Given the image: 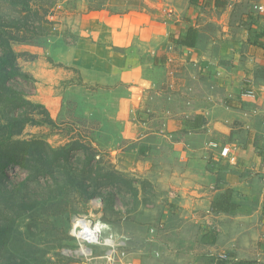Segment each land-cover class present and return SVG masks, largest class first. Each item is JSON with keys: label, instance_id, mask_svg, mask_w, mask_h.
<instances>
[{"label": "rangeland", "instance_id": "374dc122", "mask_svg": "<svg viewBox=\"0 0 264 264\" xmlns=\"http://www.w3.org/2000/svg\"><path fill=\"white\" fill-rule=\"evenodd\" d=\"M37 6L48 9L43 18L48 23L41 25L46 36L37 44L13 45L19 54V65L32 78L14 79L10 85L29 100L43 104L53 123L38 108L32 116L39 123H29L18 138L44 139L55 148L83 141L95 148L97 160L105 167L114 166L126 177H132L139 194L135 196L126 188L110 185L90 199L68 189L64 197L56 200L50 192L53 186L45 182L46 178H40L41 184L37 185L34 178H27L29 170L12 166L7 170L9 177L0 175V225H8L16 215H24L15 222L17 230L11 236L10 248L29 258L31 264H214V256L230 253L223 248L214 254L213 245L205 244L202 237L210 230L221 233L214 223H207L206 216L215 222L224 221V216L210 214L208 204L196 209L192 199L181 200L179 192L160 178H145L143 171L128 170L140 143L122 137L126 122L116 117L122 104L139 125L164 111L191 117L214 106L216 117L233 114L222 104L225 93L217 72L214 74L211 68L195 60L196 55L170 41L171 35L178 37V32H171L170 25L177 20L182 6L175 0H39ZM186 7L188 10L192 6ZM15 10L11 0H0V17H18ZM42 10L40 14H44ZM86 16L97 22L104 17L106 24L111 20L107 35H113L114 49L128 53L136 66H157L150 77L161 82L157 81L155 89L137 90L134 111L128 110L127 102H120L131 94V85L118 83L122 81L107 85L111 79L101 80L103 84L87 81V71L72 66L70 50L66 52L63 39L71 42L78 35L79 44L84 40L96 41V27L86 25ZM183 18L193 26L188 24L193 22L191 18ZM205 28L206 32L210 29L207 25ZM162 46H166V51H162ZM88 48V44L83 45L85 55L90 53ZM97 53L89 54L90 61L101 56ZM31 55L35 59L31 60ZM67 70L72 77L63 75ZM4 114L0 109L1 118ZM128 144V150L117 152ZM210 160L205 167L201 158L192 162L190 169L198 170L202 182L210 173L220 170L216 160ZM94 200H100V206ZM33 203L35 210H25L27 204ZM79 216L103 225L100 242L88 245V255L78 252L81 239L72 234L74 220ZM226 234L220 236V243ZM2 241L0 238V264H7L10 254L5 252ZM19 258L15 261L24 264Z\"/></svg>", "mask_w": 264, "mask_h": 264}, {"label": "crops", "instance_id": "0c3cea01", "mask_svg": "<svg viewBox=\"0 0 264 264\" xmlns=\"http://www.w3.org/2000/svg\"><path fill=\"white\" fill-rule=\"evenodd\" d=\"M175 1L182 11L170 30L178 35L184 33L189 25L183 16L193 20L188 24L199 30L198 42L196 47L185 50L221 77L225 93L222 104L233 113L231 116H214L213 106L191 117L164 111L142 125L132 121L130 110H135V93L139 88L157 87L159 80L150 77L157 66H136L128 53L116 51L113 35H107L111 20L106 24L104 17L97 22L86 16V25L96 27V41L84 40L71 47L70 62L78 70L87 71V81L103 84L101 80L111 79L107 85H131V94L120 101L128 103L130 112L126 113L122 104L116 116L126 122L122 137L140 143L128 170L143 171L145 178H160L179 192L181 200L192 199L196 209L208 204L210 214L224 216L222 222L209 220V215L205 217L208 224L214 223L221 231L218 243L213 245L214 254L225 248L232 254L233 264H264V0H217L219 7L216 0ZM189 5L192 7L186 10ZM206 25L210 28L207 32ZM84 44L89 45L92 55L97 51L101 56L90 61V53L85 55L86 50H82ZM162 48L166 51V46ZM64 73L72 77L69 70ZM248 88L256 91V98L244 95ZM129 147L128 144L117 152ZM225 147L228 154L222 155ZM195 158H201L204 167L208 159H215L220 170L210 173L202 182L198 170L190 169ZM221 197L225 201L220 208ZM224 233V242L220 243Z\"/></svg>", "mask_w": 264, "mask_h": 264}, {"label": "trees", "instance_id": "16d2710c", "mask_svg": "<svg viewBox=\"0 0 264 264\" xmlns=\"http://www.w3.org/2000/svg\"><path fill=\"white\" fill-rule=\"evenodd\" d=\"M37 1L39 0H11L12 8L16 9L18 17H0V109L5 111V116L0 117V175L9 177L7 170L12 166L27 169L30 171L27 178H34L37 185L41 184L40 178H46L45 182L53 186L50 192L54 194L53 198L56 200L64 197L68 189L80 192L85 198L90 199L110 185H119L138 196L139 188L135 185L134 179L126 177L114 166L105 167L97 160L95 148L83 141L75 140L72 144L55 148L44 139L18 138L29 123H39L32 116L38 108L43 109L48 121L53 123L50 112L43 104L29 100L21 90L10 85L14 79L32 78V75L19 65V54L13 47L14 43L37 44L40 43L38 40L41 37L46 36L41 25L46 21L48 23V20L43 19L48 9L43 7L42 10L37 6ZM219 5L221 6L216 0V6ZM41 10L44 14H40ZM198 35L199 30L195 26H187L186 31L180 32L178 37L171 35L170 41L181 48H194L198 42ZM79 38L75 35L71 42L66 37L63 39L66 45H62L67 46L66 52L76 46ZM164 57L163 63L166 62ZM30 59H35V56L31 55ZM75 151L80 155L76 156ZM224 201L221 197L218 202L220 208ZM35 206L36 203L27 204L25 210L33 211ZM23 215H16L8 225H0V238L4 240L2 242L5 245V252L10 254L7 264H19L15 261L17 257H20V263L31 264L29 258L19 256L18 252L9 246L11 236L17 230L15 222ZM202 237L205 244L215 245L218 234L210 230ZM231 257V253H225L222 257L214 256L212 260L214 264H233Z\"/></svg>", "mask_w": 264, "mask_h": 264}, {"label": "built area", "instance_id": "2783aa9c", "mask_svg": "<svg viewBox=\"0 0 264 264\" xmlns=\"http://www.w3.org/2000/svg\"><path fill=\"white\" fill-rule=\"evenodd\" d=\"M244 95L251 97V98L257 97L256 91L252 88L246 89ZM221 152H222V155L228 154V148L227 147L223 148ZM93 202L96 203L98 206H100L99 205L100 200H94ZM102 230H103V225L92 224V221L87 220V217L85 216L77 217L74 220L72 234L73 236L81 239L80 250L84 249V251L80 252V250H78V252L82 254H86V255H88V253L91 254V252H89L88 245L97 244L100 242L99 238H100V234L102 233ZM110 242L112 241L110 240Z\"/></svg>", "mask_w": 264, "mask_h": 264}, {"label": "bare ground", "instance_id": "6f19581e", "mask_svg": "<svg viewBox=\"0 0 264 264\" xmlns=\"http://www.w3.org/2000/svg\"><path fill=\"white\" fill-rule=\"evenodd\" d=\"M84 251V249H81L80 252Z\"/></svg>", "mask_w": 264, "mask_h": 264}]
</instances>
